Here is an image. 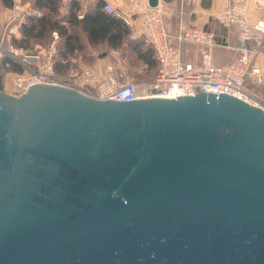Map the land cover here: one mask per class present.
Here are the masks:
<instances>
[{
  "label": "water",
  "instance_id": "obj_1",
  "mask_svg": "<svg viewBox=\"0 0 264 264\" xmlns=\"http://www.w3.org/2000/svg\"><path fill=\"white\" fill-rule=\"evenodd\" d=\"M0 264H264V107L0 88Z\"/></svg>",
  "mask_w": 264,
  "mask_h": 264
},
{
  "label": "built area",
  "instance_id": "obj_2",
  "mask_svg": "<svg viewBox=\"0 0 264 264\" xmlns=\"http://www.w3.org/2000/svg\"><path fill=\"white\" fill-rule=\"evenodd\" d=\"M15 1L0 29V61L8 56L22 68L21 71H8L15 92L22 93L36 82L71 86L67 79L61 81L56 77L55 40L32 48L13 43L25 20V15H20V10L15 9ZM134 1L130 0L136 5ZM185 1L192 0H157L154 6H149L145 0L144 7L139 4L136 9L127 12L111 1L103 0L101 8L105 13L121 18L126 24H130L133 18L138 19V32L152 48L157 70L151 78L143 80H119L120 75L116 73L98 76L85 71L80 76L92 86L91 90L85 92L100 98L123 100L207 90L229 93L264 107V101L255 90L260 88L264 91V0H220L215 4L211 16L220 26L233 29L236 38L234 45L224 44L212 30L183 18L182 6ZM177 12L178 20L170 30L167 21ZM41 14L42 10L33 4L27 11L28 16ZM53 35L57 38L55 32ZM4 39L6 47L2 45ZM186 44L194 46L197 62L184 58L183 45ZM216 47L231 49L234 56L226 64H220L213 58ZM4 66L9 67L10 62H5Z\"/></svg>",
  "mask_w": 264,
  "mask_h": 264
},
{
  "label": "crops",
  "instance_id": "obj_3",
  "mask_svg": "<svg viewBox=\"0 0 264 264\" xmlns=\"http://www.w3.org/2000/svg\"><path fill=\"white\" fill-rule=\"evenodd\" d=\"M81 1L78 0L81 5V9L76 12L77 18H73L74 21L70 26L68 25V22L64 23L66 26H68V30L74 29L78 32L82 47L75 48L73 52L68 56V68L65 70V73L67 72L68 77H65L67 76L65 75L64 78L60 77V80L62 81L64 79H67L68 81H70L69 83L71 84V86L85 91L92 89V86L90 84H86L83 81L82 76H80V74L85 71H90L97 74L98 76H102L110 72L116 73L120 75L119 80H143L151 78L153 73L155 72L156 66L152 63V53L150 54L148 52L149 46L144 42L143 36L138 32V19L133 18L130 24H126L128 31L121 38L114 37V32L120 29V26L117 22L113 21V23L110 24H107L103 21L91 22L89 26L90 29L94 30V35H92V37L88 39L79 20L83 17L84 12L89 10L91 7H87ZM100 1L102 2L103 0ZM108 1H111L114 5L123 8L127 12L136 9V5L139 4V6H145V0H138L140 3L135 0L134 2L136 5H133L131 2H129L127 4L128 6H123L121 4V0ZM201 3H203V6L206 8V10L211 9L210 13L208 12L209 14H207L206 17L198 18L199 20H197V22L202 25L196 24L192 21L191 22L193 24L206 27L204 23H208L207 20L210 16V30H212L214 33L216 32L218 37L222 36L226 38V42L233 41L235 39L233 36V30L231 28L220 26L211 16L213 8L215 6L214 0H201ZM69 4L70 1L67 2L66 12L63 14H58L59 18H63V16H65L68 11ZM170 20L171 19H168L167 23L169 22V24H171ZM54 32L57 34V38L52 34L50 41L55 40L56 44L59 45L61 41H63V38L61 37L59 32L53 31V33ZM141 54H145L144 58L141 57ZM83 56H87V58L84 59L83 64L80 65L78 62L83 58ZM183 56L186 60H190L193 62L198 61V55L195 49L191 53H189V51H185L184 49ZM231 56L233 57L234 55L228 49L223 52V50H215L214 48L213 58L220 64H226L232 58Z\"/></svg>",
  "mask_w": 264,
  "mask_h": 264
},
{
  "label": "trees",
  "instance_id": "obj_4",
  "mask_svg": "<svg viewBox=\"0 0 264 264\" xmlns=\"http://www.w3.org/2000/svg\"><path fill=\"white\" fill-rule=\"evenodd\" d=\"M1 4L5 7H11L13 4V0H0ZM101 1L99 0L94 6H92L89 10L85 11L83 17L79 20L82 24V28L85 31L88 39L94 35V30L90 29L89 24L91 22L103 21L107 24L117 22L120 26V29L114 32V37L121 38L124 36L127 31L126 23L119 17L105 13L101 8ZM32 4L42 10V14L40 16H27L23 23L20 25V37L14 38L13 43L23 46L24 48H32V44H38L43 42V45L49 43L53 31L59 32L63 41L59 45H57V53L55 54V71L56 74L58 72H65L68 68V56L73 52L75 48H81L82 43L80 42L79 34L76 30L70 29L68 30V26L65 25L64 22H68L70 26L74 21L73 18L76 17V12L81 9V5L78 0H70L69 8L65 16L63 18L58 17V7L59 0H33ZM205 29H210L208 24ZM233 30V29H232ZM216 34V32H215ZM234 36V31H233ZM216 37L219 41L224 42V44L233 45L236 44V38L234 36L233 41L226 42V38L219 36L216 34ZM35 42V43H34ZM38 42V43H36ZM42 45V44H39ZM34 47V46H33ZM216 49L226 51V48L216 47ZM230 52L233 53V50ZM148 52L153 55V65H155L157 70V62L154 58V53L152 48L148 47ZM145 54H141V57L144 58ZM151 56V55H150ZM232 57V56H231ZM10 62L9 67H5L4 63ZM0 67L8 71H21V66L14 60L10 59L8 56H4L0 61ZM155 73V72H154ZM153 73V74H154ZM153 76V75H152ZM1 83V81H0Z\"/></svg>",
  "mask_w": 264,
  "mask_h": 264
},
{
  "label": "rangeland",
  "instance_id": "obj_5",
  "mask_svg": "<svg viewBox=\"0 0 264 264\" xmlns=\"http://www.w3.org/2000/svg\"><path fill=\"white\" fill-rule=\"evenodd\" d=\"M70 0H59V9H58V14H63L66 12V9H67V2H69ZM81 1V0H80ZM99 0H82L81 2L83 4H85L87 7H92L94 6ZM130 2V0H121V4L123 6H128L127 4ZM137 2H139L137 0ZM218 2V0H214V4H216ZM15 9L17 10H20L19 14H24L25 15V19H26V16L27 15V11H29V8H30V5H32V2H27L26 0H16L15 2ZM140 3V2H139ZM179 3V2H178ZM142 7V6H141ZM9 9H12V6L11 7H5L4 5L1 4L0 2V29H1V25H2V22L4 21L5 18H7V13H8V10ZM182 9H183V12H182V17L185 18L186 20H189L190 22H194L196 24H199V25H202L200 23L197 22V20H199L198 18H203V17H206L207 14L210 13V10H206V8L203 6V3H201V0H192L191 2H184L183 6H182ZM209 12V13H208ZM179 12H177V14L173 15V17H171L170 21H171V24H169L168 22V27L170 30H173V27L176 23V21L178 20V14ZM190 18V19H188ZM210 16L208 18V25L210 27ZM205 25H207L206 23H204ZM171 25V26H170ZM20 37V35H19ZM35 43V42H34ZM38 43V42H36ZM38 44H42L43 45V42L41 43H38ZM4 47L7 46V43L4 39L3 41V44H2ZM30 46H35V44H32ZM183 48L185 49V51H189V53L193 52L194 51V46L193 45H189V44H186V45H183ZM224 57V56H223ZM87 56H83V58L81 60H79V64L82 65L83 64V60L86 59ZM67 75V72H58V74H56V77H58L60 79L61 78H64V76ZM65 77H68L65 76ZM0 88H2L5 92L9 93V94H18V92H15V88L12 86L11 84V81H10V76L8 74V72L3 69L2 67H0ZM255 90L258 92V94L261 96V99L264 101V91L261 90L260 88H255Z\"/></svg>",
  "mask_w": 264,
  "mask_h": 264
},
{
  "label": "flooded vegetation",
  "instance_id": "obj_6",
  "mask_svg": "<svg viewBox=\"0 0 264 264\" xmlns=\"http://www.w3.org/2000/svg\"><path fill=\"white\" fill-rule=\"evenodd\" d=\"M20 94V93H19ZM16 95H18V94H16Z\"/></svg>",
  "mask_w": 264,
  "mask_h": 264
}]
</instances>
